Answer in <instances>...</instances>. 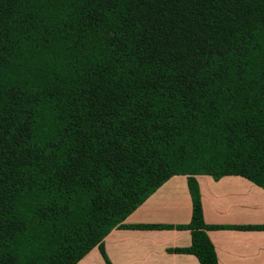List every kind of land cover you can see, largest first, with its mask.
<instances>
[{
  "label": "trees",
  "instance_id": "trees-1",
  "mask_svg": "<svg viewBox=\"0 0 264 264\" xmlns=\"http://www.w3.org/2000/svg\"><path fill=\"white\" fill-rule=\"evenodd\" d=\"M184 175L264 190V0H0V264H77ZM135 228H170L135 226Z\"/></svg>",
  "mask_w": 264,
  "mask_h": 264
},
{
  "label": "crops",
  "instance_id": "crops-1",
  "mask_svg": "<svg viewBox=\"0 0 264 264\" xmlns=\"http://www.w3.org/2000/svg\"><path fill=\"white\" fill-rule=\"evenodd\" d=\"M207 237L217 264H264V190L241 176L214 180L195 176ZM192 203L186 176L163 183L103 240L110 264H199L195 256L173 250L191 245L184 227L190 223ZM168 226L170 228H135ZM77 264H105L97 247Z\"/></svg>",
  "mask_w": 264,
  "mask_h": 264
}]
</instances>
